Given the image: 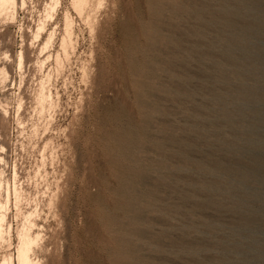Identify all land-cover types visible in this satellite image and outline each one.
Instances as JSON below:
<instances>
[{
    "label": "rangeland",
    "instance_id": "obj_1",
    "mask_svg": "<svg viewBox=\"0 0 264 264\" xmlns=\"http://www.w3.org/2000/svg\"><path fill=\"white\" fill-rule=\"evenodd\" d=\"M7 7L0 264H264V0Z\"/></svg>",
    "mask_w": 264,
    "mask_h": 264
},
{
    "label": "bare ground",
    "instance_id": "obj_2",
    "mask_svg": "<svg viewBox=\"0 0 264 264\" xmlns=\"http://www.w3.org/2000/svg\"><path fill=\"white\" fill-rule=\"evenodd\" d=\"M14 1L15 0H0V7L1 8H5V7L8 8L7 6L12 5ZM27 251H28V248H27V245L25 243H23L19 246L18 255H17L18 256L17 259H18L19 264H29L30 263ZM11 264H13V263L11 262Z\"/></svg>",
    "mask_w": 264,
    "mask_h": 264
}]
</instances>
